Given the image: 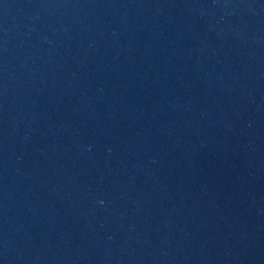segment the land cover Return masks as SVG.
I'll return each mask as SVG.
<instances>
[{"label": "water", "instance_id": "water-1", "mask_svg": "<svg viewBox=\"0 0 264 264\" xmlns=\"http://www.w3.org/2000/svg\"><path fill=\"white\" fill-rule=\"evenodd\" d=\"M0 264H264V0H0Z\"/></svg>", "mask_w": 264, "mask_h": 264}]
</instances>
